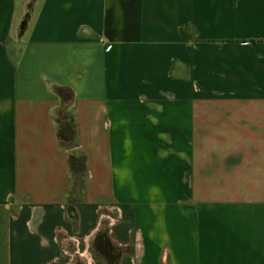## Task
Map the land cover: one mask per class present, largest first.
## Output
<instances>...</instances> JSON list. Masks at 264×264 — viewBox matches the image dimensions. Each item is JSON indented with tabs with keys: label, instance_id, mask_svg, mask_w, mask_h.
<instances>
[{
	"label": "crops",
	"instance_id": "0c3cea01",
	"mask_svg": "<svg viewBox=\"0 0 264 264\" xmlns=\"http://www.w3.org/2000/svg\"><path fill=\"white\" fill-rule=\"evenodd\" d=\"M103 225L119 264H264V0H0V264H103Z\"/></svg>",
	"mask_w": 264,
	"mask_h": 264
},
{
	"label": "trees",
	"instance_id": "16d2710c",
	"mask_svg": "<svg viewBox=\"0 0 264 264\" xmlns=\"http://www.w3.org/2000/svg\"><path fill=\"white\" fill-rule=\"evenodd\" d=\"M58 95L61 105L67 104L71 100L69 91L59 90ZM57 141L60 148L72 150L68 157L70 185L67 191L65 216L66 220L75 223L77 220L76 206L82 201L87 169L85 155L76 149L78 144L73 109L70 113L64 114L58 119ZM91 249L103 264H119L122 257L123 249L113 243L109 230L105 225L100 227L94 235Z\"/></svg>",
	"mask_w": 264,
	"mask_h": 264
},
{
	"label": "rangeland",
	"instance_id": "374dc122",
	"mask_svg": "<svg viewBox=\"0 0 264 264\" xmlns=\"http://www.w3.org/2000/svg\"><path fill=\"white\" fill-rule=\"evenodd\" d=\"M66 106H67L66 109L68 110L70 108V105H66ZM66 106L64 105V108ZM92 241H93V239L91 240V242L89 244V252L91 253L93 259L100 260L96 255L93 254V251L91 249V243H92ZM66 261H67V259L64 256H62V258H60V260L57 263L58 264H65ZM57 263H54V264H57ZM70 264H83V262L79 258H74L73 261Z\"/></svg>",
	"mask_w": 264,
	"mask_h": 264
}]
</instances>
